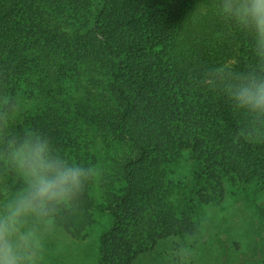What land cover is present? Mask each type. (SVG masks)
<instances>
[{
	"label": "trees",
	"instance_id": "16d2710c",
	"mask_svg": "<svg viewBox=\"0 0 264 264\" xmlns=\"http://www.w3.org/2000/svg\"><path fill=\"white\" fill-rule=\"evenodd\" d=\"M254 62L215 0H0V87L21 102L14 129L105 169L99 198L89 187L59 225L82 240L97 209L108 212L99 264H137L192 232L196 204L220 206L228 181L264 187V140L238 136L243 117L198 83L208 67ZM183 156L199 164L196 190L168 177Z\"/></svg>",
	"mask_w": 264,
	"mask_h": 264
},
{
	"label": "clouds",
	"instance_id": "9594fccd",
	"mask_svg": "<svg viewBox=\"0 0 264 264\" xmlns=\"http://www.w3.org/2000/svg\"><path fill=\"white\" fill-rule=\"evenodd\" d=\"M215 12L250 38L255 62L243 70L227 63L208 67L198 83L243 117L238 136L264 140V0H215ZM20 111L19 99L0 87V264H46L49 238L77 211L86 190L102 182L105 169L68 158L38 129L16 131ZM9 174L21 179L15 189L4 179ZM200 230L197 222L171 240L164 264H194Z\"/></svg>",
	"mask_w": 264,
	"mask_h": 264
},
{
	"label": "rangeland",
	"instance_id": "374dc122",
	"mask_svg": "<svg viewBox=\"0 0 264 264\" xmlns=\"http://www.w3.org/2000/svg\"><path fill=\"white\" fill-rule=\"evenodd\" d=\"M67 90L74 103L75 88ZM199 169L197 161L183 156L168 166V177L196 190ZM99 188V184L93 188L97 199ZM225 188L220 206L196 204L195 220L201 230L193 244L194 264H264V187L259 182L228 181ZM112 223L108 212L97 209L95 222L82 240L71 238L59 226L49 238L46 264H99L101 237ZM171 240L160 242L137 264H164Z\"/></svg>",
	"mask_w": 264,
	"mask_h": 264
}]
</instances>
